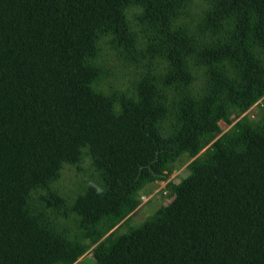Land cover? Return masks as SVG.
Masks as SVG:
<instances>
[{
  "label": "trees",
  "instance_id": "1",
  "mask_svg": "<svg viewBox=\"0 0 264 264\" xmlns=\"http://www.w3.org/2000/svg\"><path fill=\"white\" fill-rule=\"evenodd\" d=\"M88 250L264 264V0H0V264Z\"/></svg>",
  "mask_w": 264,
  "mask_h": 264
},
{
  "label": "rangeland",
  "instance_id": "2",
  "mask_svg": "<svg viewBox=\"0 0 264 264\" xmlns=\"http://www.w3.org/2000/svg\"><path fill=\"white\" fill-rule=\"evenodd\" d=\"M262 102L259 104L253 105L247 112L248 115L252 118H259L263 113ZM246 113V112H245ZM233 122L236 121V117H232ZM220 126L223 131L227 130L231 124H228L224 121H220ZM187 157L185 156L182 160L177 163L176 169L168 176L165 180H158L153 185H149L146 188L142 196L141 205L132 212L130 218L131 226L141 224L148 216H150L159 206L166 205L173 199V193L167 186V182L172 181L174 183H178L182 178L186 177L189 174V170L187 168ZM85 167L88 165L85 163ZM79 175L74 167L67 168V170L63 174L62 182L71 185L75 182ZM126 226V225H125ZM122 226L119 230L120 232L126 231L128 227ZM95 260L92 256L90 250H88L84 255H82L78 261L74 264H95Z\"/></svg>",
  "mask_w": 264,
  "mask_h": 264
}]
</instances>
